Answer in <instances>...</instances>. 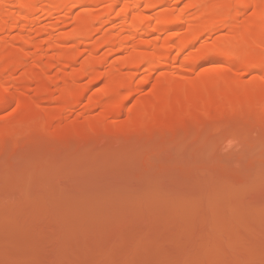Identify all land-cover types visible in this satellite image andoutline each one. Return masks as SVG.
Here are the masks:
<instances>
[{
    "label": "rangeland",
    "instance_id": "374dc122",
    "mask_svg": "<svg viewBox=\"0 0 264 264\" xmlns=\"http://www.w3.org/2000/svg\"><path fill=\"white\" fill-rule=\"evenodd\" d=\"M19 1L10 0L13 10ZM172 1L149 11L148 34L122 50L117 12L112 22L96 19L111 0H70L28 28L0 31V82L12 96L0 106V264H264V101L243 105L262 73L250 65L264 63V51L243 47L264 45V13L254 22L250 6L238 20H221L187 50V63L175 61L174 45L144 84L149 64L125 63L141 37L148 52L154 42L182 43L219 9H236L230 0ZM172 8L185 11L181 33L153 31ZM252 31L261 34L234 41L229 56H211L215 38ZM113 32L120 42L104 44ZM98 57L100 78L89 82V67L78 79ZM128 76L130 86L114 90ZM228 85L239 108L223 105ZM202 109L210 117L195 125Z\"/></svg>",
    "mask_w": 264,
    "mask_h": 264
},
{
    "label": "bare ground",
    "instance_id": "6f19581e",
    "mask_svg": "<svg viewBox=\"0 0 264 264\" xmlns=\"http://www.w3.org/2000/svg\"><path fill=\"white\" fill-rule=\"evenodd\" d=\"M69 1L70 0H51L48 3H44L43 0H20L17 5L18 9L16 8L17 10H13V6L10 3V0H0V31L3 32L4 35H8L10 31L13 30L14 28H19L20 26H23V27L25 26L26 28H28L29 26H32L37 22L39 18L38 15L40 13H46L47 16H52L55 12L57 11L59 12V10L62 11L63 8H66L65 7L66 3ZM84 1L94 2L98 0H76L77 3L79 2L84 3ZM167 1H171V0H111L107 13L104 15L96 16V19H102V20H107V22H112L113 15L115 14V12H117L119 19L122 20V25H124V28L126 30V36L123 38V40H121L120 33L113 32L111 35L105 38L104 44L113 46V45L118 44L121 40L120 47L122 50L124 48H127L135 38L145 33L148 34V29L150 28L148 25L149 20L150 18L155 16V13L151 14L148 12L155 10V8L164 5V3H166ZM178 1L180 0H173L172 3L178 2ZM197 1L207 3L208 0H197ZM232 2H234L236 5V9L234 13H231L229 9H225V8L219 9L218 11L219 15H217V17H212V19H208V21L205 22L207 24H205L204 29L198 35L192 37L191 39L186 40L185 42H182V43L178 42V43L172 44L173 41L169 39L166 46H162L160 45V43L154 42L153 44L154 50L148 52L145 50L142 51L141 47L143 46L142 44L144 45L149 44L150 41L148 39H145V37H141L138 42L139 44H137L138 48L135 49L136 53L129 54L127 58L125 57V63L137 69L141 64L147 62L150 66L149 67L150 74L145 76V78L142 79V82L146 84L150 81L152 73L156 72L163 65L167 64L170 48H172L174 45L177 44L178 46V52L174 57L175 61L176 60L179 61V59L180 60L184 59V62L186 61L187 63V61H190L189 59H191L187 50L192 45H194L195 42L200 37H202V35H204L206 32L211 30L212 27L214 28L218 24L220 25L222 23L221 20H226V19L238 20L245 13L246 11L245 9H247V7L252 6L259 13L258 17L255 18L254 22L256 21L260 22L262 13H264V0H230V3ZM143 3L144 5H142ZM47 16L44 18L45 20H47L46 19ZM186 20L187 19L185 16V11L179 12L178 14H176L174 12V9L172 8L171 14L169 13L165 19L162 18V20L159 21V23L155 27H153L152 30L153 31L159 30V31L164 32L169 29L179 35L182 30L181 24L184 23ZM215 20H219V21H215ZM174 33H172V36ZM260 34L261 33L259 31H252V32H249L244 37L242 34H238V32H234L233 34L230 35L229 38H225V39L215 38V40L213 39L214 45L218 49H216L214 52L212 50L210 54L211 56H215V57H226L227 55L229 56V54L230 53L232 54V51L235 50V48L232 47V43L234 41H238V40L241 41V40H244L245 38L255 39ZM243 48L248 49V50L264 51V45L256 41L244 46ZM187 54L189 56L186 57ZM246 55L247 54L245 53V51L240 52L238 56L236 55L241 65L245 63V60L247 58ZM104 61L105 59L102 57H98L95 59H87L83 64L82 71H80V73L77 75V78L79 79L85 74L86 68L93 67L94 72L90 78L91 81L89 82L93 83L97 81L101 76L100 68L101 66L104 65ZM258 68L262 69L261 75H259L258 79H256L258 82V85H257L258 87L256 86V90L254 91V93L248 97L250 98L249 102L245 101V103L243 104L244 106L253 104L254 101L255 102H261V100L264 101V63L263 64L253 63L252 65H250V69H258ZM180 70H178L179 71L178 73L180 74V76H184L186 67L182 66ZM164 74L167 75L168 73L166 74L165 72ZM49 78H50V75L48 73H45L44 80L47 81ZM131 81H132V77L128 76L124 81L115 85L114 90L117 91V89L130 86ZM255 81L254 83H256ZM10 89L11 88L9 85H6L5 83L0 82V106L1 107H4L5 105L9 104V102L11 101L12 96L9 95ZM44 90H45V87L41 88L40 91L43 92ZM223 91H228V94L223 103L224 107L231 108V109H234V107L239 108L241 104L238 105L239 98L238 96L236 97V94L233 91V85H228L224 87ZM80 94L81 93H77V96L74 97L75 101L73 102L71 101L72 104H74V102H76L82 96V94L81 96ZM132 95H133V91L130 90L125 95H123V97H121L122 102L120 101V103L118 104L119 106L115 114H122L124 112L127 102L132 97ZM114 111H116V109ZM58 116H61V114H58ZM208 117H210L209 109H205V110L202 109L200 111H197L193 115L191 120L192 122L194 121L193 123H195V125H198L199 121H202L203 119L208 118ZM181 122L182 121H179L175 125L168 126L169 127L168 131L166 130L167 133L171 131L173 132L175 127L176 126L178 127V124H180ZM188 123L190 124L191 122H188ZM180 126H183V124L181 123ZM144 132L145 131L136 133L134 135V139L142 137ZM199 134H201L200 135L201 137H204L201 132ZM199 134H197V136ZM200 136L197 137L198 142H199ZM203 139L204 138L200 139L199 143H202Z\"/></svg>",
    "mask_w": 264,
    "mask_h": 264
}]
</instances>
